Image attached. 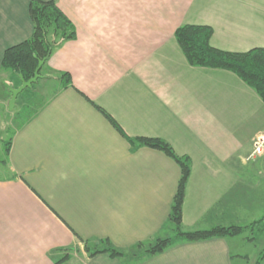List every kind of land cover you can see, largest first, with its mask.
I'll use <instances>...</instances> for the list:
<instances>
[{
    "label": "crops",
    "instance_id": "1",
    "mask_svg": "<svg viewBox=\"0 0 264 264\" xmlns=\"http://www.w3.org/2000/svg\"><path fill=\"white\" fill-rule=\"evenodd\" d=\"M31 1L0 0V134L9 122L11 89L19 85L1 61L6 49L32 35ZM55 1L77 38L52 54L37 90L19 95L12 109L16 119L26 96L23 106L31 104L32 114L14 126L5 150L0 264L243 261L230 237L178 242L145 259L129 252L172 233L167 223L180 167L160 150L134 151L86 98L127 136L163 139L191 159L184 230L240 226L232 220L237 210L264 202V155L250 158L264 132V102L233 72L190 66L175 32L204 25L213 29L217 49L264 48V0ZM98 240L126 254L91 256L85 243Z\"/></svg>",
    "mask_w": 264,
    "mask_h": 264
},
{
    "label": "trees",
    "instance_id": "2",
    "mask_svg": "<svg viewBox=\"0 0 264 264\" xmlns=\"http://www.w3.org/2000/svg\"><path fill=\"white\" fill-rule=\"evenodd\" d=\"M29 13L33 25L32 35L27 40L6 49L1 61V69L10 70L19 81V85L13 89L20 87L22 80L29 81L34 78L40 62H43L38 72L40 79L42 70L52 54L66 42L77 38L74 24L58 7L55 0H32ZM212 36L213 29L204 25H183L175 32L176 41L190 66L233 72L255 90L264 102V48H255L248 52L223 51L211 45ZM63 77L67 79V86H72L70 75L65 73ZM27 90L29 88L23 92ZM86 99L109 120L112 126L129 142L134 151L142 147L160 150L180 167L181 176L167 223L172 232L171 235L157 237L150 242L138 243L133 247L134 250H141L142 248L144 250L141 253H133L134 256L145 259L165 251L178 242L237 236L248 229L253 230L263 222L262 220L257 221L248 226H219L210 230H184L182 210L186 186L191 174V159L188 156L177 155L171 145L163 139L127 136L111 115L90 99ZM10 143L11 141L5 143L7 152L10 151ZM76 237L79 241H83L79 236L76 235ZM87 250L91 252V256L102 252H107L112 257H122L126 254L125 251L116 248L109 240H98L93 250ZM62 262L60 261V263Z\"/></svg>",
    "mask_w": 264,
    "mask_h": 264
},
{
    "label": "rangeland",
    "instance_id": "3",
    "mask_svg": "<svg viewBox=\"0 0 264 264\" xmlns=\"http://www.w3.org/2000/svg\"><path fill=\"white\" fill-rule=\"evenodd\" d=\"M37 90V83H35L29 90L26 92H23L22 95H26L27 93L30 94V91ZM32 101V100H31ZM29 103V98L24 96L22 99L19 101V109H20V116L19 114L17 115V118L15 119V113L12 112V109L9 107V122L7 128H5V131L0 134L1 138V148H0V174L4 171L2 168L3 161L5 160V143L10 141L12 138L14 126L21 123L24 121L26 118L31 115L32 110L31 104L24 108L23 105H27ZM23 106V108H21ZM31 113V114H30ZM8 114V113H7ZM11 117V118H10ZM14 122V124H12ZM264 181V180H263ZM251 207V206H250ZM262 208H264V202L261 204H256L252 206L250 209L244 208V209H239L237 210V213L232 217V220H234L235 224H238L240 226H247L253 219L255 218L256 220L262 219L264 216V211ZM251 220V221H250ZM171 233H169V236ZM229 241H231V248L233 249V253L236 256V258H243V261L239 260L238 264H264V219L263 222L259 226H256L253 230H246L244 233L237 235V236H230L228 238ZM96 243H85V249L92 250L94 249ZM91 248V249H90ZM144 250L142 248L141 250H134V248L130 249V253H135L139 252L141 253ZM81 251H84L83 248H81ZM88 252V250H86ZM70 255V254H69ZM84 264V259H75V260H69L67 264Z\"/></svg>",
    "mask_w": 264,
    "mask_h": 264
},
{
    "label": "water",
    "instance_id": "4",
    "mask_svg": "<svg viewBox=\"0 0 264 264\" xmlns=\"http://www.w3.org/2000/svg\"><path fill=\"white\" fill-rule=\"evenodd\" d=\"M42 65H43V62H40L39 66H38V68H37V70H36V72H35V76H34V78L30 79L29 81H24V80H22V84H21L20 87H18L17 89H11L12 98H11V100H10V102H9V107H10L11 109L14 108L18 96H19V95H20L25 89L30 88L34 83L37 82V80L39 79V74H38V72H39V70L41 69ZM20 77H21V76H20Z\"/></svg>",
    "mask_w": 264,
    "mask_h": 264
},
{
    "label": "built area",
    "instance_id": "5",
    "mask_svg": "<svg viewBox=\"0 0 264 264\" xmlns=\"http://www.w3.org/2000/svg\"><path fill=\"white\" fill-rule=\"evenodd\" d=\"M264 155V132L259 134L254 142L250 158H257Z\"/></svg>",
    "mask_w": 264,
    "mask_h": 264
}]
</instances>
